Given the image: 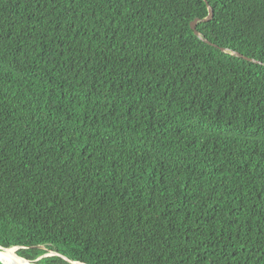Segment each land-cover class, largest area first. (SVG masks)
Listing matches in <instances>:
<instances>
[{
	"label": "trees",
	"instance_id": "16d2710c",
	"mask_svg": "<svg viewBox=\"0 0 264 264\" xmlns=\"http://www.w3.org/2000/svg\"><path fill=\"white\" fill-rule=\"evenodd\" d=\"M207 2L0 0L1 245L264 264V0Z\"/></svg>",
	"mask_w": 264,
	"mask_h": 264
},
{
	"label": "water",
	"instance_id": "95a60500",
	"mask_svg": "<svg viewBox=\"0 0 264 264\" xmlns=\"http://www.w3.org/2000/svg\"><path fill=\"white\" fill-rule=\"evenodd\" d=\"M207 6V15L201 19L199 18H194L193 20L190 21L189 26L192 29L193 33L201 40H203L204 42L208 43V44H213L211 43L207 38L203 37L201 35V33L196 29V24L199 21H207L209 19L212 18V7L208 4L207 0H204ZM215 46V44H213ZM220 50L225 51V52H229L232 55L238 56V57H242L246 60L252 61V62H256V63H260L259 60L251 58V57H247L243 54H241L238 51L235 50H229L228 48L225 47H219ZM38 248H43L46 251L44 253H42L41 255H39L37 258L35 259H27L23 256H21L18 251L19 249L23 248L19 245H11V246H4L0 244V262L2 264H44L41 263L40 260L47 256V255H57L61 258H63L64 260H66L67 262L71 263V264H81L79 261L76 260H72L70 258H68L66 255L60 254L57 251H54L52 249H47L45 246L43 245H38L36 246Z\"/></svg>",
	"mask_w": 264,
	"mask_h": 264
}]
</instances>
